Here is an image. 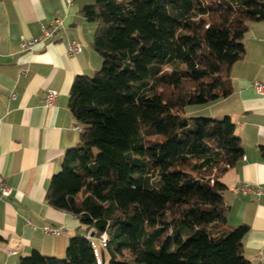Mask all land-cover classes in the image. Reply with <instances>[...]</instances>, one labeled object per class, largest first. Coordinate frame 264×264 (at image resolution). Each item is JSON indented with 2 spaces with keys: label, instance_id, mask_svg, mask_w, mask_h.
I'll return each mask as SVG.
<instances>
[{
  "label": "trees",
  "instance_id": "1",
  "mask_svg": "<svg viewBox=\"0 0 264 264\" xmlns=\"http://www.w3.org/2000/svg\"><path fill=\"white\" fill-rule=\"evenodd\" d=\"M81 14L102 67L73 80L79 140L45 200L88 234L63 258L33 251L17 264H99L91 237L102 234L108 264H250L249 227H230L223 201L221 179L243 157L235 124L184 110L231 94L264 0H94Z\"/></svg>",
  "mask_w": 264,
  "mask_h": 264
},
{
  "label": "crops",
  "instance_id": "2",
  "mask_svg": "<svg viewBox=\"0 0 264 264\" xmlns=\"http://www.w3.org/2000/svg\"><path fill=\"white\" fill-rule=\"evenodd\" d=\"M91 3L0 0V179L12 189L8 198L0 197V264H17L33 251L62 258L70 238L88 234L75 217L47 205L45 196L65 152L79 140V126L68 108L73 80L91 76L99 67L100 56L91 47L96 25L81 14ZM55 19L62 26L51 37L21 51L22 38L41 37L42 28ZM72 41L82 51L69 56L66 49ZM243 46V59L230 71L231 94L211 104L188 106L184 115L228 116L235 124L243 157L221 179L227 223L249 227L243 255L250 264H264V99L252 87L264 82V22L248 25ZM48 90L58 93L51 107L44 105ZM243 186L261 192L244 193ZM45 227L60 229V235H45Z\"/></svg>",
  "mask_w": 264,
  "mask_h": 264
},
{
  "label": "built area",
  "instance_id": "3",
  "mask_svg": "<svg viewBox=\"0 0 264 264\" xmlns=\"http://www.w3.org/2000/svg\"><path fill=\"white\" fill-rule=\"evenodd\" d=\"M75 0H66L67 4L71 5ZM62 26V21L59 19H55L51 21L47 26L42 28L41 32V37L32 39V40H26L24 38L21 39L20 41V49L21 51H31L34 49L36 46L40 45L43 43V41L49 37H51L60 27ZM82 48L81 46L77 43L72 41L71 43L68 44L66 53L69 56L76 55L81 53ZM255 93L264 99V82H255L252 85ZM58 93L54 90H48L45 94L44 97V105L45 107H51L57 98ZM13 97V95H12ZM79 131L80 129L77 128ZM241 191L246 193V192H254L256 194L260 193V190H251L248 186H243L241 187ZM12 189L7 186L1 179H0V197L2 198H8L11 195ZM61 230L60 229H52L49 227H45L43 229V233L45 235H51V236H59ZM99 242V247L101 249H105L107 246V236L106 234H102L98 238Z\"/></svg>",
  "mask_w": 264,
  "mask_h": 264
},
{
  "label": "rangeland",
  "instance_id": "4",
  "mask_svg": "<svg viewBox=\"0 0 264 264\" xmlns=\"http://www.w3.org/2000/svg\"><path fill=\"white\" fill-rule=\"evenodd\" d=\"M92 2H94V0H92ZM100 59V62H99V67L95 70V72L96 71H99L100 69H101V67H102V60H101V57L99 58ZM94 74V73H93ZM92 74V75H93ZM91 75V76H92ZM93 246H94V248L96 249V253H97V258H98V262H99V264H103L102 263V253H103V256H104V258H105V264H108V261H109V259H110V256H109V253L107 252V250H103V249H101L100 247H99V242H98V239H94L93 238ZM58 258H60V257H58ZM63 258V257H62Z\"/></svg>",
  "mask_w": 264,
  "mask_h": 264
}]
</instances>
